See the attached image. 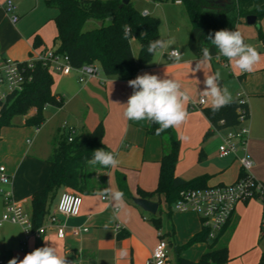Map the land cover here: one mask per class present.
<instances>
[{"label": "crops", "instance_id": "crops-1", "mask_svg": "<svg viewBox=\"0 0 264 264\" xmlns=\"http://www.w3.org/2000/svg\"><path fill=\"white\" fill-rule=\"evenodd\" d=\"M5 1L0 0V64L7 58L26 61L34 54L58 48L55 21L58 10L49 7L47 0H13L19 16L16 24L10 21L4 10ZM149 1L144 4L142 14L157 17L160 20V38H174L175 43L167 50L157 51L149 65L133 79L144 73L174 78L190 96V102L185 105L186 121L173 128L179 139L182 136L189 138L187 141L180 139L176 175L184 180L206 177L207 187L232 184L241 176L242 167L238 159L242 155L241 150L237 156H219V146L229 129L215 131L205 115L204 110L211 108V97H204L205 105L193 107V103L202 97L205 75L219 71L221 86H228L233 100L240 93L249 104L250 118L245 124L249 127L247 151L253 161L250 175L264 183V51L260 50V44L255 40L251 44L260 53L261 61L250 73L241 72L234 67V62L218 57L215 46L208 49L211 59L205 60L204 55L198 53L199 39L205 30L192 28L184 5L177 0L164 3ZM100 26V22L91 20L86 29ZM132 42L137 46L133 49L134 56L138 57L140 46L136 40ZM172 50L181 53V61L167 60L166 55ZM196 64H200L202 69L196 70ZM52 75V92L63 104L61 107H46V121L36 132L34 127L28 126L26 128L29 129L23 131L24 135L33 137V141H29V151L34 154H25L12 167L6 168L11 177L7 190L30 214L32 195L43 188L48 179L46 159L52 150L51 139L65 122L74 127L75 136L81 138L87 137L102 123L103 144L119 164L115 168L97 171L93 192L81 195L82 206L78 216L66 218L58 215L66 225L64 238H58L55 228L49 225V218L57 213L59 198L66 189L59 192L50 206V213L42 225L47 226L45 234L39 238L31 235L25 250V233L21 226L12 224L14 229L0 232L4 250L0 260L6 264L12 258L22 260L37 246L53 243L61 255L67 256L70 264H146L156 244L163 238L168 244L165 264H176L179 257L177 247L186 244L203 229L195 213H181L173 206L169 208L164 196L156 195L147 199L159 204L155 216L160 218V224L156 226L150 219L152 215L135 205L133 199L131 202L123 197L122 206L117 207L114 199H103L105 196L100 194L104 189L113 193L119 191L117 172L125 175L133 198H142L138 191L151 193L158 187L161 160L167 146L159 136L148 134L147 121L134 122L124 117L123 104L133 92L128 85L132 79L108 77L101 72L99 76L81 83L76 71L69 75ZM263 213V204L258 200L236 206L218 240L228 248L229 260L224 264H259L264 253ZM117 225H121L119 232L115 229ZM207 250L208 244L200 242L181 255L198 261Z\"/></svg>", "mask_w": 264, "mask_h": 264}, {"label": "trees", "instance_id": "trees-1", "mask_svg": "<svg viewBox=\"0 0 264 264\" xmlns=\"http://www.w3.org/2000/svg\"><path fill=\"white\" fill-rule=\"evenodd\" d=\"M155 3H164L169 0H151ZM176 1V0H172ZM184 5L193 29H202L205 32L200 36L198 53L204 55V49L212 45L207 39L210 33L218 30H232L238 23L244 22L249 16H256L258 20L264 18V0H233L232 3L220 7L213 4L214 0H180ZM122 0H47V5L58 10L55 18L58 36L56 51L70 58L71 65L79 68L85 64L98 63L102 72L108 76L122 79H133L135 74L146 68L152 61L155 53H149L150 41L160 38V20L151 15H143L131 1L130 4L120 7ZM94 20L101 23L96 29L87 30L86 25ZM125 26L128 35H125ZM140 46L138 57L134 56L132 40ZM264 40V35L260 36ZM226 62V57L218 55ZM54 79L52 73L38 64L32 72V80L25 89L9 97L3 107L0 118V141L2 129L13 125L12 119L16 115L26 117L25 126L40 128L46 121L44 111L48 106L61 107L63 101L52 92ZM213 129L237 128L241 125L240 116L250 118L248 102L235 99L232 103L213 112L212 107L204 110ZM158 124L148 122L147 132L156 135ZM159 136L166 143V152L161 160V169L158 187L154 192L138 191L143 199L154 196H164L165 202L171 208L181 197L182 193L196 188H205L206 177L193 180H184L175 173L179 157L180 139L173 128L162 132ZM104 127L99 123L85 138L74 137L68 141L65 133L59 132L52 140V150L46 163L49 166V175L45 186L32 195L30 218L33 229L37 230L44 224L50 213V206L62 189L70 190L79 195L93 192V184L98 170H108L99 165L89 166L87 160L93 157L97 149H108L103 144ZM245 173L242 170L241 177ZM119 191L124 198L132 202L125 175L116 173ZM150 219L156 226L160 218L152 215ZM218 235L209 240V231L205 228L194 235L186 244L178 246L179 253L176 264H224L229 260L228 248L219 244ZM264 231L262 232V237ZM204 242L208 250L198 261L189 260L181 255L183 251L194 244ZM42 247V246H37ZM259 264H264V253Z\"/></svg>", "mask_w": 264, "mask_h": 264}, {"label": "built area", "instance_id": "built-area-1", "mask_svg": "<svg viewBox=\"0 0 264 264\" xmlns=\"http://www.w3.org/2000/svg\"><path fill=\"white\" fill-rule=\"evenodd\" d=\"M177 3L182 4V1L177 0ZM4 10L13 24L19 21L17 5L13 0L5 1ZM173 51H170L166 55L169 62L174 60L170 58V54ZM38 64L46 67L51 73L56 74L69 75L72 71H76L79 73V81L81 83L99 76L102 72V68L98 63L85 64L79 68H75L71 65L70 58L67 55L58 53L56 50H47L34 54L26 61L7 58L0 64V118L3 107L9 97L25 89L26 85L31 82L32 72ZM236 99L240 102L246 101L240 93L237 94ZM205 103L206 99L201 97L199 101L193 103V107L198 108L205 105ZM248 120L246 115L240 116L241 125L237 129H229L218 149L221 158H227L231 155L237 156L241 150L242 155L238 159L245 175L232 184L187 190L182 193L181 197L173 205L174 210L178 212L195 213L200 218L202 227L209 231V240H214L224 230L239 203L258 200L263 204L264 208V183L254 179L250 175L253 161L248 154L246 146L249 127L245 123ZM61 129L67 134L68 141H73L76 134L75 128L65 122L61 126ZM0 182L3 184L11 182V177L7 174L4 167H0ZM1 193L4 196L5 212L0 220V228L4 223L21 226L25 233L23 242V250H25L29 237L31 235L38 238L41 237L45 234L47 226L34 230L30 215L14 199L12 192L1 190ZM103 199H107V197ZM81 206V195L70 190H65L61 194L57 205V213L49 218V225L55 228L58 238L62 239L66 235L65 222L60 220L58 215L66 218L76 217L80 213ZM261 226L263 232L264 213ZM115 229L119 232L121 225H117ZM167 260L168 244L162 238L156 244L146 264H165ZM0 264L6 263L0 260Z\"/></svg>", "mask_w": 264, "mask_h": 264}, {"label": "clouds", "instance_id": "clouds-1", "mask_svg": "<svg viewBox=\"0 0 264 264\" xmlns=\"http://www.w3.org/2000/svg\"><path fill=\"white\" fill-rule=\"evenodd\" d=\"M128 28L125 26V35H128ZM207 39L218 49V55L226 57L230 62H234V67L241 72H253L261 61L260 53L250 44L245 43L240 31L228 29L218 30L210 33ZM175 43L174 38L158 39L150 41L149 53L167 50ZM205 60H210L211 56L207 48L204 49ZM170 58L179 62L182 59L179 51H173ZM202 69L200 64H196V70ZM222 76L219 71L214 74L205 75L204 90L202 97H211L212 111L216 112L221 107L232 103L233 97L228 86H221ZM129 87L133 89L124 106L123 115L126 119L134 122L147 121L158 124L156 135L169 128L180 127L187 119L188 113L185 105L190 102V96L183 90L181 83L174 78H161L155 74L144 73L135 79L128 81ZM187 141V136L180 137ZM89 166L99 165L104 168H115L119 161L112 152L104 149H97L93 152V157L86 161ZM102 196L111 197L117 202V207L123 204V192L104 189ZM48 241V240H45ZM122 255L124 252L122 251ZM67 256L61 255L58 248L53 243L38 247L26 254L22 260L12 258L8 264H70Z\"/></svg>", "mask_w": 264, "mask_h": 264}, {"label": "rangeland", "instance_id": "rangeland-1", "mask_svg": "<svg viewBox=\"0 0 264 264\" xmlns=\"http://www.w3.org/2000/svg\"><path fill=\"white\" fill-rule=\"evenodd\" d=\"M102 1H107V0H102ZM132 2H133V5L138 10L142 11L144 4L149 3L150 1L149 0H133ZM234 31H240L244 37V41L247 44L251 45L253 41L255 40V42H258L260 44V47H261L260 50L264 51V40L260 39V36L262 34L264 35V18H261L260 20H258L255 25L247 24L246 19H245L243 23H238L235 26ZM137 45H139L138 42H137ZM136 47H137L136 44L132 42V49ZM226 70L228 71V67ZM232 79H229V80H232ZM31 112L32 111H30L28 116L26 117L31 116ZM26 117L22 115H16L12 119L13 125L11 127H5L2 129V140L0 142V167H4L5 169L12 167L14 164H16L19 161V159L22 156L24 157L25 154H30V156H33L34 152L29 151V147H31L29 141L30 140L33 141V137L30 135L23 134V131L25 129H29V128H26L27 126H25L24 124ZM33 129L32 130L36 132L35 130H37V128L34 127ZM60 132L64 133V130L61 129ZM53 138L51 139V145H52ZM1 190L7 191V184H3L0 182V220L2 219L3 214L5 212V201H4V196L1 193ZM13 227L15 226H12V224L10 223H4L2 227L0 228V232H2L3 230L9 232V230L14 229ZM3 253H4L3 244L0 243V255Z\"/></svg>", "mask_w": 264, "mask_h": 264}, {"label": "water", "instance_id": "water-1", "mask_svg": "<svg viewBox=\"0 0 264 264\" xmlns=\"http://www.w3.org/2000/svg\"><path fill=\"white\" fill-rule=\"evenodd\" d=\"M131 1L132 0H122V4L120 7L122 8L123 6L130 4ZM232 2L233 0H214L213 4L224 7ZM257 21L258 19L256 16H249L246 18V23L249 25H255ZM133 202L135 205L139 206L151 215L155 216L158 213L159 204L156 202H152L143 198H133Z\"/></svg>", "mask_w": 264, "mask_h": 264}]
</instances>
